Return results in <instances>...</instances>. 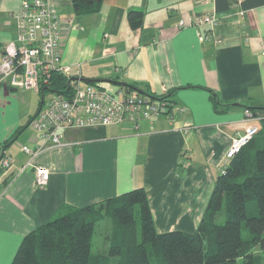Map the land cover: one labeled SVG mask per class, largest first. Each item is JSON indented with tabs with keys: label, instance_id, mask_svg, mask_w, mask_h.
<instances>
[{
	"label": "crops",
	"instance_id": "1",
	"mask_svg": "<svg viewBox=\"0 0 264 264\" xmlns=\"http://www.w3.org/2000/svg\"><path fill=\"white\" fill-rule=\"evenodd\" d=\"M52 1L64 18L63 59L72 76L123 89L135 84L146 95L172 90L185 111L153 115L138 128L128 121L70 128L69 144L52 146L29 124L46 92L1 80L0 160L13 162L9 168L0 162V264H11L24 236L61 207L142 186L159 232H194L232 137L250 121L247 111L264 117V5L238 3L219 14L215 0H103L99 12L78 15L72 0ZM21 2L0 0V64L4 45L16 37ZM131 9L144 12L136 28ZM208 11L220 17L214 37L201 39L208 25L178 26L181 18ZM213 92L232 105L216 111ZM23 145L43 147L34 163L50 170L44 187L35 183V167L18 172L30 158Z\"/></svg>",
	"mask_w": 264,
	"mask_h": 264
},
{
	"label": "trees",
	"instance_id": "2",
	"mask_svg": "<svg viewBox=\"0 0 264 264\" xmlns=\"http://www.w3.org/2000/svg\"><path fill=\"white\" fill-rule=\"evenodd\" d=\"M102 3L72 0L78 15L99 12ZM215 3L217 13L222 14L234 4L251 9L264 5V0ZM143 14L130 10L133 28L141 25ZM125 85L128 90L139 89L135 84ZM69 86L70 78L57 72L48 88L65 93ZM172 94L171 90L150 95L174 102ZM212 98L216 111L232 105L223 103L215 92ZM260 121L259 133L224 164L194 232H159L147 190L136 187L94 204L61 207L24 236L11 264H264V254L258 252L264 250V117ZM106 217L111 220L106 234L109 250L93 254L97 223Z\"/></svg>",
	"mask_w": 264,
	"mask_h": 264
},
{
	"label": "built area",
	"instance_id": "3",
	"mask_svg": "<svg viewBox=\"0 0 264 264\" xmlns=\"http://www.w3.org/2000/svg\"><path fill=\"white\" fill-rule=\"evenodd\" d=\"M243 14V11H241ZM17 25L15 39L3 47L0 64V81H8L19 88L33 89L45 93H54L36 115L30 125L40 134L44 143L52 146L69 144L65 131L70 128L103 126L125 121L132 122L136 128L140 120L153 115L184 112L185 107L163 98L126 89L113 87L103 82H86L81 74L72 76V66L63 59L61 22L63 16L52 0H22L20 9L14 14ZM220 23L215 11L194 13L188 21L179 20V27L208 25L211 29L201 35V39L214 37V28ZM217 42H221L217 39ZM57 72L70 78L66 92L51 91L48 86ZM249 123L242 131L232 137L225 153V161L234 155L255 137L261 129V117L247 111ZM188 130V128H186ZM23 150L30 154L19 173L35 167V183L44 187L50 179V170L45 165L36 166V157L44 150H35L23 145ZM1 165L9 168L13 159L1 157ZM225 162V163H226Z\"/></svg>",
	"mask_w": 264,
	"mask_h": 264
},
{
	"label": "rangeland",
	"instance_id": "4",
	"mask_svg": "<svg viewBox=\"0 0 264 264\" xmlns=\"http://www.w3.org/2000/svg\"><path fill=\"white\" fill-rule=\"evenodd\" d=\"M54 93L47 91L46 92V100H49ZM111 230V220L110 218L106 217L99 223H97L96 230L93 237V244H92V252L93 254L108 252L109 250V242L106 239V234L110 233ZM258 252H261L264 254V250ZM239 264H242L241 261H239Z\"/></svg>",
	"mask_w": 264,
	"mask_h": 264
},
{
	"label": "water",
	"instance_id": "5",
	"mask_svg": "<svg viewBox=\"0 0 264 264\" xmlns=\"http://www.w3.org/2000/svg\"><path fill=\"white\" fill-rule=\"evenodd\" d=\"M84 81H86V82H88L89 80H85V79H83ZM135 90L136 91H138V92H141L139 89H137V88H135Z\"/></svg>",
	"mask_w": 264,
	"mask_h": 264
}]
</instances>
